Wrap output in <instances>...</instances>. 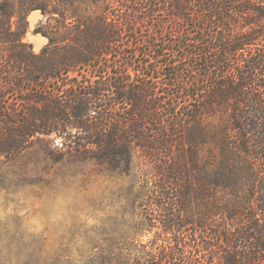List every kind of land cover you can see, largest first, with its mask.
Listing matches in <instances>:
<instances>
[{
  "label": "trees",
  "instance_id": "1",
  "mask_svg": "<svg viewBox=\"0 0 264 264\" xmlns=\"http://www.w3.org/2000/svg\"><path fill=\"white\" fill-rule=\"evenodd\" d=\"M170 1L194 38L180 40V59L167 58L172 40L152 41L141 53L161 65L132 74L136 54L120 46L134 17L92 20L76 0H0V157L56 133L65 154L129 172L140 149L158 171L144 210L164 243L148 250L137 231L108 264H264V0ZM34 10L65 21L38 55L23 39ZM112 57L125 68L104 70ZM91 69L98 79L81 80Z\"/></svg>",
  "mask_w": 264,
  "mask_h": 264
},
{
  "label": "rangeland",
  "instance_id": "2",
  "mask_svg": "<svg viewBox=\"0 0 264 264\" xmlns=\"http://www.w3.org/2000/svg\"><path fill=\"white\" fill-rule=\"evenodd\" d=\"M57 6L64 8L62 3ZM76 6L92 20L104 12L120 21L136 19L137 31L125 35L120 46L125 58L136 54L135 66L129 68L132 74L135 69L142 71V66L161 65L141 53L152 41L172 40L176 51H170L167 58L180 59L185 52L180 40L194 38L190 23L172 18L170 0H76ZM64 22L34 10L27 16L24 42L38 55L49 44L44 33L57 37ZM163 23L165 28L160 27ZM11 24L17 30L18 18ZM37 29L42 32L36 33ZM119 57L107 59L103 69L125 68L124 58ZM85 74L81 80L95 81L100 75L92 69ZM72 76L79 77L78 73ZM154 81L158 85L160 80ZM65 83L70 87L73 81ZM50 85L48 90L59 88ZM62 146L56 133L40 135L16 157H0V264H108L112 252L129 249L137 231L138 243L148 250L163 245L165 234L157 228L158 221L146 218L144 210L156 198L159 175L140 149L133 151L131 171L123 172L108 171L93 160L81 161L76 154H65ZM57 157L62 158L57 161Z\"/></svg>",
  "mask_w": 264,
  "mask_h": 264
}]
</instances>
